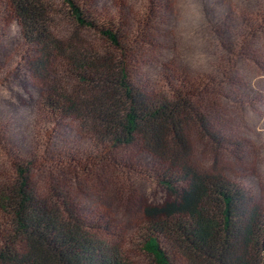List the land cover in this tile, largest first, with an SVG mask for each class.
Segmentation results:
<instances>
[{"label": "trees", "instance_id": "trees-1", "mask_svg": "<svg viewBox=\"0 0 264 264\" xmlns=\"http://www.w3.org/2000/svg\"><path fill=\"white\" fill-rule=\"evenodd\" d=\"M121 19L94 0H0V29L18 28L47 125L70 123L88 146L12 156L0 176V264H128L69 187L106 178L114 204L133 213L134 177L174 196L141 209L138 245L154 264H264V207L229 167H242L249 143L225 102L240 48L264 29V0L214 74H163L154 92L137 81V32Z\"/></svg>", "mask_w": 264, "mask_h": 264}, {"label": "rangeland", "instance_id": "rangeland-1", "mask_svg": "<svg viewBox=\"0 0 264 264\" xmlns=\"http://www.w3.org/2000/svg\"><path fill=\"white\" fill-rule=\"evenodd\" d=\"M261 0H94L101 13L121 16L137 32L139 52L134 69L138 83L148 92L162 88L161 75L198 78L214 74L225 51L239 50L242 18L247 20ZM0 176L10 169L19 151L43 145L49 151L85 153L88 146L76 129L59 123L53 130L37 106L39 93L25 67L24 44L15 25L0 29ZM242 52L230 73L227 120L248 140L241 168L233 160L236 180L249 188L264 207V29ZM225 60V59H224ZM67 125V126H66ZM64 128V129H61ZM70 184L69 193L88 217L108 225L106 239L128 264H154L138 245L141 209L161 206L174 196L143 177H134L136 210L124 213L111 198L106 178L99 183L82 180ZM83 181V182H82ZM96 181V180H95ZM98 182V181H97ZM105 183V184H104Z\"/></svg>", "mask_w": 264, "mask_h": 264}]
</instances>
